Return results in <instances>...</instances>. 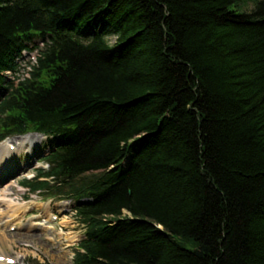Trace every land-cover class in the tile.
I'll return each mask as SVG.
<instances>
[{
	"label": "trees",
	"instance_id": "trees-1",
	"mask_svg": "<svg viewBox=\"0 0 264 264\" xmlns=\"http://www.w3.org/2000/svg\"><path fill=\"white\" fill-rule=\"evenodd\" d=\"M28 134L72 264H264V0H0V142Z\"/></svg>",
	"mask_w": 264,
	"mask_h": 264
},
{
	"label": "rangeland",
	"instance_id": "rangeland-1",
	"mask_svg": "<svg viewBox=\"0 0 264 264\" xmlns=\"http://www.w3.org/2000/svg\"><path fill=\"white\" fill-rule=\"evenodd\" d=\"M31 53L38 56L36 50L28 52V57L19 61L21 73L29 72V66L35 63ZM52 148L51 141L39 134L14 136L0 143V153L2 149L11 153L20 150L18 157L7 161L0 158V197L7 200L0 202V234L7 236L5 245L0 242V252L13 258L15 264H72L74 250L84 237V229L74 215L73 200L32 193L22 184L24 179L34 177L37 169H47L42 158ZM67 234L75 240L68 241Z\"/></svg>",
	"mask_w": 264,
	"mask_h": 264
},
{
	"label": "bare ground",
	"instance_id": "bare-ground-1",
	"mask_svg": "<svg viewBox=\"0 0 264 264\" xmlns=\"http://www.w3.org/2000/svg\"><path fill=\"white\" fill-rule=\"evenodd\" d=\"M19 154H20V150H16L14 153H11V151H9L8 149H6V150H4V149H2V152L0 153V158H3L4 157V161H7L8 159H10L11 157H16V155H17V157L19 156ZM8 170V169H7ZM1 172H3V170H1ZM5 197H6V195H4ZM6 198H4V197H0V202L1 203H6ZM15 212V211H14ZM13 212V213H14ZM14 215V214H13ZM36 225H39V226H41V225H43V223H38V224H36ZM5 237H7V236H4V234H0V242L2 243V245H5L6 243V239H5ZM75 236H73V235H71V234H67V240L68 241H74L75 240ZM1 248V247H0ZM0 256H2V257H5V258H7L6 260H8V259H10L8 256H7V254L3 251H1L0 252ZM6 260L5 261H3V262H0V264H7V262H6Z\"/></svg>",
	"mask_w": 264,
	"mask_h": 264
},
{
	"label": "water",
	"instance_id": "water-1",
	"mask_svg": "<svg viewBox=\"0 0 264 264\" xmlns=\"http://www.w3.org/2000/svg\"><path fill=\"white\" fill-rule=\"evenodd\" d=\"M162 229V227H160Z\"/></svg>",
	"mask_w": 264,
	"mask_h": 264
}]
</instances>
